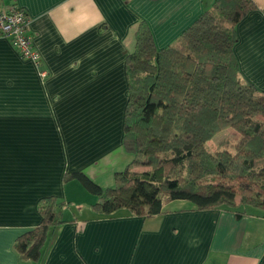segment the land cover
<instances>
[{
  "label": "crops",
  "instance_id": "crops-1",
  "mask_svg": "<svg viewBox=\"0 0 264 264\" xmlns=\"http://www.w3.org/2000/svg\"><path fill=\"white\" fill-rule=\"evenodd\" d=\"M253 1L257 8L237 26L234 54L242 76L264 92V0ZM214 2L0 0V11L26 12L43 61L38 69L0 37V264H264L259 211L238 218L229 207L196 211L174 201L147 219L126 211L100 217L94 196L65 181L82 173L112 187L133 161L123 145L126 61L141 22L164 49ZM48 197L76 205L66 212L75 221L51 231L40 261L22 260L15 243L40 225Z\"/></svg>",
  "mask_w": 264,
  "mask_h": 264
},
{
  "label": "trees",
  "instance_id": "trees-1",
  "mask_svg": "<svg viewBox=\"0 0 264 264\" xmlns=\"http://www.w3.org/2000/svg\"><path fill=\"white\" fill-rule=\"evenodd\" d=\"M256 8L253 0H215L164 49L141 22L126 61L123 145L133 161L112 187L82 173L65 176L97 197L96 215L126 211L147 219L167 202L187 201L196 211L229 207L241 218L251 208L264 217V92L242 76L234 54L237 26ZM229 129L239 141L212 153L207 142ZM136 164L150 169L134 171ZM73 205L55 197L40 202V225L15 243L22 260L40 261L51 231L75 221L65 217Z\"/></svg>",
  "mask_w": 264,
  "mask_h": 264
},
{
  "label": "built area",
  "instance_id": "built-area-1",
  "mask_svg": "<svg viewBox=\"0 0 264 264\" xmlns=\"http://www.w3.org/2000/svg\"><path fill=\"white\" fill-rule=\"evenodd\" d=\"M29 27L30 18L22 8L15 6L0 11V37L7 38L24 60L31 61L41 69L43 61L29 35ZM46 75V72H41L42 77Z\"/></svg>",
  "mask_w": 264,
  "mask_h": 264
},
{
  "label": "rangeland",
  "instance_id": "rangeland-1",
  "mask_svg": "<svg viewBox=\"0 0 264 264\" xmlns=\"http://www.w3.org/2000/svg\"><path fill=\"white\" fill-rule=\"evenodd\" d=\"M226 140H231V141H234V142H237L239 141V135H237V133L233 130V129H229V130H226L220 134H218L217 136H215L212 140H210L209 142H207L206 146L207 148L212 152V153H216L218 150H219V146L221 145L222 142L226 141ZM137 166H143L141 164H136L134 165V167H137ZM144 168H147V170H149L150 168L148 166H143ZM142 167V168H143ZM96 183V182H95ZM88 196H91L89 193H88ZM94 196V195H93ZM94 202L92 203L95 204L97 202V197L94 196ZM87 203L88 205L91 204V202L88 200L87 202H84V204ZM179 206H186L184 205V203H181V202H175L174 204V208L176 207H179ZM243 209V208H242ZM70 212L73 214L75 213V211L78 210V207L76 205H73L70 209ZM250 213H255L256 210L254 209H251L249 208L248 209ZM67 212V211H66ZM92 214V213H91ZM93 215V214H92ZM69 216V215H68ZM65 217L67 218L66 214H65ZM86 217V216H85ZM90 216H88V219H89ZM68 219V218H67ZM84 219H87V218H84Z\"/></svg>",
  "mask_w": 264,
  "mask_h": 264
}]
</instances>
